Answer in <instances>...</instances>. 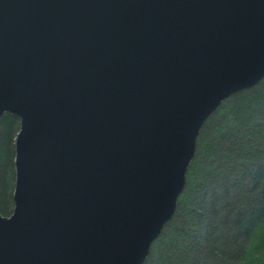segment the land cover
<instances>
[{"label": "water", "instance_id": "water-1", "mask_svg": "<svg viewBox=\"0 0 264 264\" xmlns=\"http://www.w3.org/2000/svg\"><path fill=\"white\" fill-rule=\"evenodd\" d=\"M264 79V0H0V264H144L206 121Z\"/></svg>", "mask_w": 264, "mask_h": 264}, {"label": "trees", "instance_id": "trees-1", "mask_svg": "<svg viewBox=\"0 0 264 264\" xmlns=\"http://www.w3.org/2000/svg\"><path fill=\"white\" fill-rule=\"evenodd\" d=\"M16 116L0 138V213L13 211ZM174 217L144 264H264V79L204 124ZM152 258V259H151Z\"/></svg>", "mask_w": 264, "mask_h": 264}, {"label": "rangeland", "instance_id": "rangeland-1", "mask_svg": "<svg viewBox=\"0 0 264 264\" xmlns=\"http://www.w3.org/2000/svg\"><path fill=\"white\" fill-rule=\"evenodd\" d=\"M19 120L17 119L15 122H14V125H13V128H12V130H11V132H10V135H11V145L13 146V148H14V151H15V138H16V136H17V133H18V131H19ZM1 127H2V130H3V126H2V124H1ZM197 144V143H196ZM14 158H15V153H14ZM14 186H15V183H14ZM186 188V187H185ZM185 190V189H184ZM183 193V192H182ZM13 200V199H12ZM13 208H14V203H13ZM13 212V211H12ZM12 214V213H11ZM10 214V215H11ZM10 215H8V216H10ZM5 216V215H4ZM154 244V243H153ZM152 259V258H151ZM153 262H154V260H149V262L147 263V264H153Z\"/></svg>", "mask_w": 264, "mask_h": 264}]
</instances>
